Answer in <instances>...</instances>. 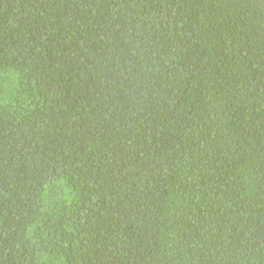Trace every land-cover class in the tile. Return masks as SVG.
<instances>
[{
	"label": "trees",
	"instance_id": "trees-1",
	"mask_svg": "<svg viewBox=\"0 0 264 264\" xmlns=\"http://www.w3.org/2000/svg\"><path fill=\"white\" fill-rule=\"evenodd\" d=\"M0 264H264V0H0Z\"/></svg>",
	"mask_w": 264,
	"mask_h": 264
}]
</instances>
